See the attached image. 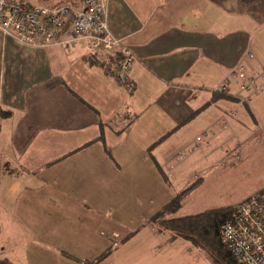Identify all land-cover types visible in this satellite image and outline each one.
Returning a JSON list of instances; mask_svg holds the SVG:
<instances>
[{"label": "crops", "instance_id": "obj_1", "mask_svg": "<svg viewBox=\"0 0 264 264\" xmlns=\"http://www.w3.org/2000/svg\"><path fill=\"white\" fill-rule=\"evenodd\" d=\"M101 1L133 52L130 90L107 72L116 55L87 39L65 50L0 31V258L15 264H89L105 250L96 264L198 256L148 224L164 204L158 186L165 200L200 183L264 128V89L246 102L232 83L213 99L246 52L248 73L260 70L264 0Z\"/></svg>", "mask_w": 264, "mask_h": 264}, {"label": "built area", "instance_id": "obj_2", "mask_svg": "<svg viewBox=\"0 0 264 264\" xmlns=\"http://www.w3.org/2000/svg\"><path fill=\"white\" fill-rule=\"evenodd\" d=\"M80 2L81 5L74 6L68 2L45 5L28 0H0V31L25 45L59 44L65 50L73 49L80 39H87L91 49L101 47L116 55L117 62L109 65L107 72L125 88L132 89L127 75L133 59L131 48L111 33L101 0ZM249 58H254L252 52L241 57L215 91L226 93L230 84L235 83L239 89L235 95L246 102L248 94L261 92L264 89V62L260 70L248 73L245 59ZM239 93L244 95L238 96ZM203 144L202 137H198L188 152ZM220 239L240 263L264 264V186L234 204L221 226Z\"/></svg>", "mask_w": 264, "mask_h": 264}, {"label": "rangeland", "instance_id": "obj_3", "mask_svg": "<svg viewBox=\"0 0 264 264\" xmlns=\"http://www.w3.org/2000/svg\"><path fill=\"white\" fill-rule=\"evenodd\" d=\"M31 1L48 5L53 0ZM257 138L258 140L252 139L244 144L247 147H243L242 151L238 152L239 159L234 160L231 157L222 158L220 160L223 162L222 164L218 163V165L214 166L216 163H213L214 167L211 166L209 170L206 169L207 171L201 174L200 183L193 187L183 199V205L177 215L193 214L209 208L232 203L236 204L242 196L248 195L264 186V128L260 130ZM159 179L163 187L170 186L172 188L175 185L174 191H178L183 187V184L180 182L178 184L169 183L160 174ZM187 183H190V181ZM163 192L164 189L159 185L156 190L159 206L171 198L168 196L164 200L162 197ZM12 234H14V231H12ZM152 239L153 242H159L160 236L158 235L157 239L155 237ZM201 254L202 252H199V257L193 254H185L182 264H211ZM126 258L127 256L123 259L125 263ZM131 262H137V255H132ZM175 262H177L176 258Z\"/></svg>", "mask_w": 264, "mask_h": 264}, {"label": "trees", "instance_id": "obj_4", "mask_svg": "<svg viewBox=\"0 0 264 264\" xmlns=\"http://www.w3.org/2000/svg\"><path fill=\"white\" fill-rule=\"evenodd\" d=\"M61 3L67 2L60 0L53 5ZM224 96L226 95L223 92H215L213 99ZM0 114L4 116L7 112L1 111ZM100 138L101 136L97 139ZM162 176L166 178L164 174ZM198 183L199 178L161 205L149 215L148 224L153 225L155 230L165 234L169 242H187L191 248L202 252V255L211 264H243L233 256L220 239L221 226L229 217L233 204L209 208L193 214L177 215L183 205V199ZM106 253L105 250L88 263L96 264L100 262L107 255ZM0 264L15 263L4 257L0 258Z\"/></svg>", "mask_w": 264, "mask_h": 264}]
</instances>
